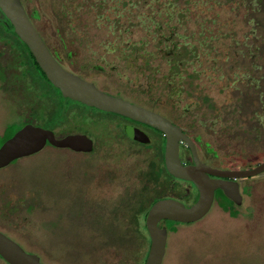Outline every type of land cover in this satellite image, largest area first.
Here are the masks:
<instances>
[{
    "label": "rangeland",
    "instance_id": "obj_1",
    "mask_svg": "<svg viewBox=\"0 0 264 264\" xmlns=\"http://www.w3.org/2000/svg\"><path fill=\"white\" fill-rule=\"evenodd\" d=\"M25 1L29 10L38 11L35 23L45 36H50L52 20L62 23V36L84 32L134 40L146 37L142 29L150 24L149 10L122 8L117 0H107L98 9H92L95 0ZM195 1L209 3V37L213 39L209 47L195 45L209 58L213 147L226 156V162L235 163L239 157L252 163L264 160V0H244L245 6H239L241 0ZM231 7H239L238 12ZM115 20L122 27L113 28ZM130 22L135 25L127 34L123 28ZM0 50L5 52L0 55V66H4L9 56L5 48L0 46ZM246 52L251 57L241 62L236 53ZM206 62L194 67L200 69ZM4 72L0 67V132L7 125L16 130L25 120L45 126L49 94L20 70L10 76ZM256 80L262 91L253 86L247 91L243 83ZM64 103V133H85L96 144L107 146L108 126L113 124L119 131L124 126L119 117L104 111ZM100 145L87 156L47 144L0 168V231L46 264H136L139 251V264H143L147 240L138 246L132 236L134 225L126 214L123 217L121 207L141 187L142 174L154 156L150 149L130 141L129 147L120 142ZM247 183L250 193L235 217L215 205L195 222L166 221L169 230L162 264H264V174ZM143 223L141 216V227ZM0 264L8 263L0 257Z\"/></svg>",
    "mask_w": 264,
    "mask_h": 264
},
{
    "label": "flooded vegetation",
    "instance_id": "obj_2",
    "mask_svg": "<svg viewBox=\"0 0 264 264\" xmlns=\"http://www.w3.org/2000/svg\"><path fill=\"white\" fill-rule=\"evenodd\" d=\"M20 1L29 20L39 33L50 54L65 71L92 83L96 88L107 94L120 97L123 100L164 117L172 125L178 127L181 135L187 138L186 140H178V157L182 165H196V163H198L196 166H198L199 173L206 179L223 180L231 182L232 185L235 183L239 191V201L236 202L225 195L220 188H215L211 205L202 217L209 213L212 206L215 208V205L222 212H227V215L230 217H235L237 215L238 207L243 204L246 194L250 193L247 181L260 177L264 174V169L254 175L242 177L220 176L209 171L215 169L224 172H234L253 169L257 165L264 163V160L252 163L249 160H244L242 157H239L235 160V163L231 161L226 162V156H221L213 147L214 105L208 93L209 65L206 62V60L209 61V58L207 52H199V47H196V45L209 47V39H213L209 37V3L198 5L195 0H117L116 2L120 3L122 8L138 10L142 7L144 10L150 11L151 16L147 19L150 24L142 29L146 33V37L141 36L137 40H134L132 37L125 38L122 36L114 38L86 36L84 32H82L81 35H79V33L69 32L62 36L61 29L63 27L60 26L62 23L54 20L50 21V36H45L35 23V20L39 17L38 11L36 9L29 10L26 1ZM104 2H107V0H95L92 9L96 6L97 9L102 7ZM238 4L239 6H245L244 0H241ZM237 9H239V7L236 9L231 7V10L235 13L238 12ZM98 16H103L102 12ZM105 18L109 20L108 16H105ZM118 23L119 21L115 20V24L111 26L113 28L122 27L119 26ZM141 23L143 24V22ZM134 25V22H130V24L126 27L124 26L123 29H125L124 31L127 34H130L131 27ZM238 43L239 42L236 41L235 45ZM0 44L1 47L5 48L6 54L9 56L8 61L5 63L6 65L4 64V66L1 65L0 67L5 71V76H10L8 73L11 72V74H13L19 71V68H17L19 64L13 61V56L15 54H12L13 49L9 43H6L0 38ZM24 44L26 45V43ZM255 50H257V48H255ZM4 53L5 52H2L0 55L2 56ZM236 54L241 57V62L245 61L247 57H251V54H247V52ZM203 62H206V64L200 69L194 67V64L200 66ZM238 62L239 61L235 62V64ZM36 63L38 64L37 61ZM12 66H15V70L14 68H10ZM234 66L233 64L232 67ZM252 67L253 64L248 68L250 72L253 71L251 69ZM41 71L44 77L41 75H34V77L27 80L34 82L41 87L46 94H49L48 98L51 102V106L44 112L45 126H38L25 120V122L20 124L10 136L0 142V146L7 138L11 137L25 124L48 129L53 132L56 138H62L68 134H85L81 132L70 133L69 131L64 133L62 131L64 121L66 120L63 114H61V109L64 108V102L70 101L72 107L79 105L82 108H89L96 112L104 111L64 96L60 89L50 82L42 69ZM240 81L242 82V80ZM258 82L259 81L256 80L255 82L252 81L251 83L247 82L243 84L245 88L247 87V91H250L252 86L254 90H261V85H259ZM261 91L259 92V96H261ZM239 106L240 104H238V107ZM35 107L36 106H33L30 109L31 113L29 115H31L30 118L32 119L34 117ZM27 110H29V108ZM55 110L60 112L57 115V123L52 127H48L46 120ZM104 112L111 116L119 117L120 120L124 122V126L128 127L129 131L127 135L124 126L120 127L119 131L113 124L109 125V123H107L109 125V133L107 134L110 137L108 139L110 143H108L107 146L120 142L124 146L129 147L127 142L130 141L137 144L138 147L150 149L154 158H156V154L159 155L162 153L163 167H156L161 171L158 176L160 182L153 183L151 187L147 185L148 180H146L145 177L146 172L150 168L147 163V169L142 174L143 183L141 187H138L139 190L136 189L131 192L128 198L124 200L122 203L123 206L121 207L125 209V212L122 214L123 217L126 214L129 224H131L129 203L135 202V200L137 201L141 194V196L149 197L150 189L152 193L151 200L149 199V201H147L145 212L139 214V221L141 216L144 220L143 227H141V224L140 227L144 235H146L149 247V235L145 225V217L150 206L155 201L163 198H173L187 207L191 206L199 197V188L195 182L175 177L168 172L164 161L166 135L163 131L145 122H140L118 113L109 111ZM25 114L27 119V111H25ZM25 114L23 115L25 116ZM4 129L0 132V135L3 133ZM135 132L143 133L148 140L140 141L134 139L133 135ZM87 137L92 141V148L90 151H77L67 147H57L50 144L48 141H46L44 146L48 144L56 148H64L88 156L94 154L97 146L101 143L96 144L92 138L89 136ZM100 146L107 147L104 145ZM16 159L11 162L16 161ZM168 220L169 219H160L158 221V226L164 227L167 233L169 229L166 226V221ZM170 221L175 223L195 222Z\"/></svg>",
    "mask_w": 264,
    "mask_h": 264
},
{
    "label": "water",
    "instance_id": "obj_3",
    "mask_svg": "<svg viewBox=\"0 0 264 264\" xmlns=\"http://www.w3.org/2000/svg\"><path fill=\"white\" fill-rule=\"evenodd\" d=\"M0 11L12 24L14 32L28 46L47 78L58 87L64 96L78 100L104 111L118 113L131 119L154 126L166 135L164 161L170 174L191 180L199 188V197L191 206L173 198L155 201L147 211L145 225L149 235V247L143 264H162L167 231L158 226L160 219L181 222L195 221L209 209L213 191L220 188L225 195L238 202L239 191L235 183L223 180H210L201 176L196 165H182L178 157V140L187 139L178 127L164 117L132 104L120 97L107 94L92 83L65 71L50 54L39 33L29 20L20 0H0ZM134 139L147 141L141 132H135ZM48 141L57 147H67L77 151H90L92 141L85 134H68L56 138L52 131L31 124H25L0 146V168L12 160L40 150ZM264 169V163L253 169L224 172L211 169L209 172L229 177L254 175ZM206 176V175H205ZM0 257L8 264H46L35 253L25 251L16 241L0 231Z\"/></svg>",
    "mask_w": 264,
    "mask_h": 264
},
{
    "label": "trees",
    "instance_id": "obj_4",
    "mask_svg": "<svg viewBox=\"0 0 264 264\" xmlns=\"http://www.w3.org/2000/svg\"><path fill=\"white\" fill-rule=\"evenodd\" d=\"M0 38L3 39L6 43H9V45L12 47V54H15L13 56V61H15L20 70L21 74L26 77V79H30L32 77L41 75L44 77L43 72L41 71L40 67L36 63L34 57L32 56L31 52L27 48V46L18 38V36L13 31L12 24L9 22V20L2 14L0 11ZM60 112L58 110H55L50 117L46 120L47 126L52 127L56 125L57 115ZM19 127V126H18ZM15 130V129H14ZM13 128L11 125H7L3 131V133L0 135V142L4 140L6 137L10 136L13 133ZM149 169L146 172V180H148L147 185L149 187L153 186V183H159L158 176L160 175L161 171L160 169L156 168L163 165V156L162 153L159 155L156 154V158H152L148 162ZM163 167V166H162ZM164 170V168H163ZM142 195V194H141ZM139 199L135 202H130V223L134 225L132 230V236L135 237L138 246L141 247L145 243L146 235H144L141 227H140V221H139V214L141 212H145L147 201L149 199L151 200L152 193L149 190V197L147 196H141ZM128 206V207H129ZM141 251L137 253V263H139Z\"/></svg>",
    "mask_w": 264,
    "mask_h": 264
}]
</instances>
